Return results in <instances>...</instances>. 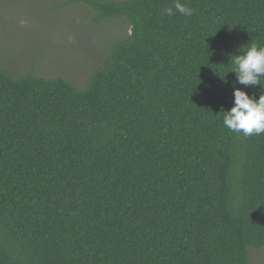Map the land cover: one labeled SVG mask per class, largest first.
<instances>
[{
    "label": "trees",
    "instance_id": "1",
    "mask_svg": "<svg viewBox=\"0 0 264 264\" xmlns=\"http://www.w3.org/2000/svg\"><path fill=\"white\" fill-rule=\"evenodd\" d=\"M180 2L191 16L68 0L129 27L83 86L0 67V264H249L264 246V134L221 111L233 86L264 92L229 71L264 47V0Z\"/></svg>",
    "mask_w": 264,
    "mask_h": 264
},
{
    "label": "rangeland",
    "instance_id": "2",
    "mask_svg": "<svg viewBox=\"0 0 264 264\" xmlns=\"http://www.w3.org/2000/svg\"><path fill=\"white\" fill-rule=\"evenodd\" d=\"M87 13L68 0H0V67L83 86L109 45L129 32L124 19L92 24ZM248 259L264 264V246L249 248Z\"/></svg>",
    "mask_w": 264,
    "mask_h": 264
},
{
    "label": "clouds",
    "instance_id": "3",
    "mask_svg": "<svg viewBox=\"0 0 264 264\" xmlns=\"http://www.w3.org/2000/svg\"><path fill=\"white\" fill-rule=\"evenodd\" d=\"M173 7L181 15L193 14V10L180 0H174ZM173 7L166 8L164 14L173 15ZM232 64L233 68L229 71L235 73L236 84L245 88L257 85L264 88V47L251 45L238 55H233ZM233 100L228 110L221 109L223 126L245 137L264 134V92L258 98H253L245 90L233 86Z\"/></svg>",
    "mask_w": 264,
    "mask_h": 264
}]
</instances>
